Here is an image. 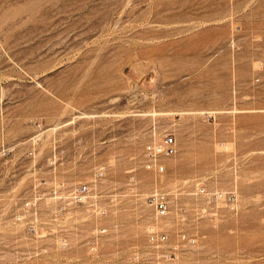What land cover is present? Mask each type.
Wrapping results in <instances>:
<instances>
[{
  "label": "rangeland",
  "instance_id": "obj_1",
  "mask_svg": "<svg viewBox=\"0 0 264 264\" xmlns=\"http://www.w3.org/2000/svg\"><path fill=\"white\" fill-rule=\"evenodd\" d=\"M0 264H264V0H0Z\"/></svg>",
  "mask_w": 264,
  "mask_h": 264
},
{
  "label": "built area",
  "instance_id": "obj_2",
  "mask_svg": "<svg viewBox=\"0 0 264 264\" xmlns=\"http://www.w3.org/2000/svg\"><path fill=\"white\" fill-rule=\"evenodd\" d=\"M177 150V140L173 131H165L158 136L148 140L143 146V165L146 169L156 172L164 170V164L162 163V157L172 156ZM102 174L101 171L97 172V176ZM79 191H86L87 186L85 184L79 185ZM195 193L207 198V200H213L217 203L229 206L234 209L236 202L235 192L232 190H219L208 189L204 186H199L195 189ZM148 201L152 205L155 211V216H162L168 212V193L160 189L154 190L148 196ZM180 237L186 238L185 233H181ZM166 238L165 233L151 230L148 233V240L152 244H159L164 242ZM191 241V239L186 238Z\"/></svg>",
  "mask_w": 264,
  "mask_h": 264
}]
</instances>
